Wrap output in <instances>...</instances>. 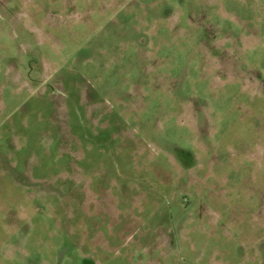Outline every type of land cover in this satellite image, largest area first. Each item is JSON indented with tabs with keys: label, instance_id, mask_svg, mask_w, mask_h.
Segmentation results:
<instances>
[{
	"label": "rangeland",
	"instance_id": "374dc122",
	"mask_svg": "<svg viewBox=\"0 0 264 264\" xmlns=\"http://www.w3.org/2000/svg\"><path fill=\"white\" fill-rule=\"evenodd\" d=\"M0 264H264V0H0Z\"/></svg>",
	"mask_w": 264,
	"mask_h": 264
}]
</instances>
